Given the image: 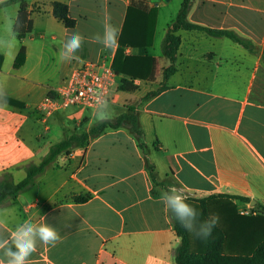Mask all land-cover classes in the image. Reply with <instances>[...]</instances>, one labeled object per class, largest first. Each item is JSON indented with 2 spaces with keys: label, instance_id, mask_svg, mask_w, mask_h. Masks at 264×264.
Segmentation results:
<instances>
[{
  "label": "crops",
  "instance_id": "obj_1",
  "mask_svg": "<svg viewBox=\"0 0 264 264\" xmlns=\"http://www.w3.org/2000/svg\"><path fill=\"white\" fill-rule=\"evenodd\" d=\"M133 1L158 10L152 45L125 49L127 55L154 60L149 78L134 80L142 136L122 126L90 138L0 208V236L8 237L25 221L39 223L42 216L57 228L61 241L54 247L38 244L29 264H176L181 239L160 199L168 180L187 200L239 196L250 200H233L240 214L264 215V0H192L189 22L234 31L251 40L256 52L225 37L180 30L177 71L169 89L149 101L144 96L158 89L170 65L163 45L183 0H26L32 32L16 37L12 53L0 50L6 98L24 106L0 107V174L11 171L15 182L22 181L26 163H39L51 146L94 125L85 108L70 107L43 119L37 107L72 74L60 77L62 69L73 71L85 61L112 65L118 47L99 45L95 60L73 66L75 61L60 63L57 54L72 32L87 38L101 32L106 15L122 32ZM56 2L68 6L76 20L73 29L53 16ZM21 8L0 9V35H7L8 20ZM22 49L24 63L15 67ZM117 107L120 115L126 113ZM76 196L86 200L76 202Z\"/></svg>",
  "mask_w": 264,
  "mask_h": 264
},
{
  "label": "trees",
  "instance_id": "obj_2",
  "mask_svg": "<svg viewBox=\"0 0 264 264\" xmlns=\"http://www.w3.org/2000/svg\"><path fill=\"white\" fill-rule=\"evenodd\" d=\"M25 1L8 0L4 4H0V9L12 4L22 5L18 17L25 27L17 36L18 39L25 38L33 29L30 14L25 9ZM191 7L192 0H183L175 23L168 31L163 45V53L169 59L170 65L164 69L161 85L157 90L148 92L143 101H149L169 89L167 82L177 71L175 67L176 56L181 45V38L177 33L180 30L200 31L212 37H225L243 46L251 53L256 52V46L251 40L239 36L234 31L210 29L189 22L188 14ZM53 16L68 29H73L76 26V20L70 16L68 6L63 3H54ZM157 16V8H149L147 5L136 1H133L127 9L119 46L112 62V68L119 78L118 83H121L122 90L126 92L137 91L138 86L134 84V80H147L149 78L154 60L149 56L127 55L125 49L129 47L144 48L152 45ZM24 59L25 50L22 49L15 67L22 66ZM262 60L264 61V53ZM2 61L3 57L0 56V67ZM123 76L129 77L131 80L123 79ZM6 99L9 106L24 107L23 104L17 101ZM122 126H129L136 136H142V132L138 127L135 109L130 108L115 120H108L104 123L98 122L88 132L68 135L63 141L51 146L47 155L39 163L29 162L23 166L26 177L22 181L15 182L11 171L1 173L0 208L9 205L11 201L29 190L36 179L43 175L59 157L69 156L73 149L86 144L90 138L100 136L108 129L116 130ZM151 176L154 183H156L153 169H151ZM73 199L76 202L86 200V198L79 196ZM233 200L250 201L244 197L223 195H211L203 199L187 200L201 213L199 221L215 214L219 216V224L214 229L213 237L205 241L185 231L173 218L174 229L181 239L180 246L174 251L176 264H264V215L263 213L256 215L240 214Z\"/></svg>",
  "mask_w": 264,
  "mask_h": 264
},
{
  "label": "clouds",
  "instance_id": "obj_3",
  "mask_svg": "<svg viewBox=\"0 0 264 264\" xmlns=\"http://www.w3.org/2000/svg\"><path fill=\"white\" fill-rule=\"evenodd\" d=\"M4 3L5 0H0V4ZM24 27L19 17L9 19L7 35H0V50H4L6 54L12 53L15 50V39ZM120 36V26L112 23L110 15H106L102 22V31L97 32L90 39L101 45L103 49L111 50L119 46ZM86 39L89 38L81 32H72L60 46L57 54L58 61L60 63L79 61L78 53ZM100 93L99 91L95 93L93 115L97 122L104 123L111 116V105L106 96L103 100L100 99ZM6 97V87L0 83V107L6 106ZM160 199L185 231L205 241L213 237L214 229L219 224L218 215L213 214L199 221L201 213L187 202L183 192L175 186L162 191ZM60 241L61 236L57 228L48 222L46 216H42V221L39 223L25 221L17 225L8 237L0 236V254H2L0 264H29V258L37 250L38 244L54 247Z\"/></svg>",
  "mask_w": 264,
  "mask_h": 264
},
{
  "label": "built area",
  "instance_id": "obj_4",
  "mask_svg": "<svg viewBox=\"0 0 264 264\" xmlns=\"http://www.w3.org/2000/svg\"><path fill=\"white\" fill-rule=\"evenodd\" d=\"M119 82V78L107 61H85L75 67L72 74L59 87L55 88L37 107L43 119L70 107L94 109L95 93L100 99L107 97Z\"/></svg>",
  "mask_w": 264,
  "mask_h": 264
},
{
  "label": "rangeland",
  "instance_id": "obj_5",
  "mask_svg": "<svg viewBox=\"0 0 264 264\" xmlns=\"http://www.w3.org/2000/svg\"><path fill=\"white\" fill-rule=\"evenodd\" d=\"M92 42H90V41ZM99 49V44L95 43L93 40H91L90 38L87 39L81 49V51L78 53V55L80 56V60L82 59H90V60H95L96 55H97V51ZM105 58L107 57V54L103 55ZM79 60V61H80ZM78 64V61L72 62L70 65L73 66V64ZM72 71L71 70H67L66 68L62 69V73L60 75V77H65L68 74H71ZM134 92H126L124 90H122L121 88V83H117V85L114 87V89L112 90L111 94H110V99L113 100V102H111V106H113V111H111V116L109 120H115L117 117L120 116L121 111L120 109H122L121 107H117V106H123V110L124 111H128V109H135V105L137 104L138 100H137V96L136 94H133ZM86 112V115L91 116L90 118H93L95 123H98L97 120L95 119L93 112V109H84ZM81 125L83 124L80 123ZM168 185L170 186H174V182H172L171 180H168Z\"/></svg>",
  "mask_w": 264,
  "mask_h": 264
},
{
  "label": "water",
  "instance_id": "obj_6",
  "mask_svg": "<svg viewBox=\"0 0 264 264\" xmlns=\"http://www.w3.org/2000/svg\"><path fill=\"white\" fill-rule=\"evenodd\" d=\"M253 204H255V202H253Z\"/></svg>",
  "mask_w": 264,
  "mask_h": 264
}]
</instances>
